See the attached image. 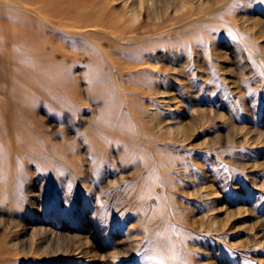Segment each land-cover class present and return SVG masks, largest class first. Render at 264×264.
I'll use <instances>...</instances> for the list:
<instances>
[{
    "label": "rangeland",
    "instance_id": "obj_1",
    "mask_svg": "<svg viewBox=\"0 0 264 264\" xmlns=\"http://www.w3.org/2000/svg\"><path fill=\"white\" fill-rule=\"evenodd\" d=\"M6 1L7 23L9 12L36 18ZM138 1L112 3L167 29L215 4ZM43 39L64 44L52 30ZM138 44L134 54L65 58L74 72L37 108L38 129L80 160V124L104 144L102 160L85 175L56 163L53 183L33 164L22 172L27 191L0 200L12 209L0 208V264H264V0H232L189 33Z\"/></svg>",
    "mask_w": 264,
    "mask_h": 264
},
{
    "label": "bare ground",
    "instance_id": "obj_2",
    "mask_svg": "<svg viewBox=\"0 0 264 264\" xmlns=\"http://www.w3.org/2000/svg\"><path fill=\"white\" fill-rule=\"evenodd\" d=\"M13 1L11 0L13 5L14 3L30 5L27 11L33 12L36 18L27 12V14L13 12L14 15L9 12L14 18L10 19L12 24L0 19V200L1 197L10 195L13 199L19 198L21 193L27 191L26 177L22 172L29 170L33 165L44 171L41 174L43 179L49 177L51 181L56 163L73 165L85 175L102 160L100 155L96 157L95 155L101 153L105 148L104 144L99 143L98 138H91L90 133L83 132L80 124L73 144L78 149L77 155L80 160L72 156L71 161H67V150L72 146L65 142L58 145L53 142V136L38 129L41 123L36 114L37 108L41 103L50 102L49 98H52L59 89L63 90L65 80L70 79V73L74 72L72 67L65 66V58L75 59L81 57L80 55H87L93 59L99 57L101 53L108 52L109 49L119 50L121 54L137 53L140 49L139 44L134 47L133 42L141 44L146 39L168 37L172 33H189L193 25L218 19L222 15L223 6L232 0H224L222 5L218 4L220 1L210 0L215 4H208L207 7L198 10L189 8L186 13L171 19L168 24L171 29L157 22L153 24L140 21L134 4H123L122 11L115 10L112 0ZM139 1L140 4L144 2ZM150 1L152 4V0ZM0 3L7 5L8 1L0 0ZM205 3L207 4L208 0ZM216 4L218 5L214 6ZM181 5L183 7L187 3L182 2ZM154 11L156 12L155 8ZM22 16L28 20L25 24L19 25ZM48 30L58 35L64 44H51L46 47V40L43 38ZM124 46H127L125 47L127 51H123ZM128 62L127 70L142 65ZM125 143L131 145L130 141ZM88 154H94V157H89ZM12 186L14 191L10 188ZM2 204H7L9 211L12 210L10 201H0V208ZM4 247L5 243H0V252ZM163 253L169 258H175L172 249L164 250Z\"/></svg>",
    "mask_w": 264,
    "mask_h": 264
}]
</instances>
